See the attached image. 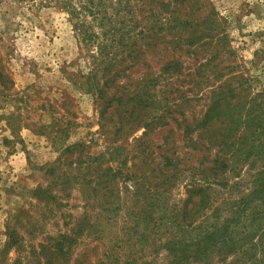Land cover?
I'll return each mask as SVG.
<instances>
[{
	"label": "rangeland",
	"instance_id": "374dc122",
	"mask_svg": "<svg viewBox=\"0 0 264 264\" xmlns=\"http://www.w3.org/2000/svg\"><path fill=\"white\" fill-rule=\"evenodd\" d=\"M149 1L0 0V264H264V0H164L134 64ZM133 95L158 125L125 137Z\"/></svg>",
	"mask_w": 264,
	"mask_h": 264
},
{
	"label": "trees",
	"instance_id": "16d2710c",
	"mask_svg": "<svg viewBox=\"0 0 264 264\" xmlns=\"http://www.w3.org/2000/svg\"><path fill=\"white\" fill-rule=\"evenodd\" d=\"M179 1V0H176ZM172 4V2H164V0H150L148 2V5H150V12H155V9L157 8L158 10H160L161 12L158 15H151L150 17H148L146 20L149 19L148 21V25H144L142 27V29H140L139 31V35L136 41H140V45L138 46L137 49L135 50H130L127 51L128 56H126V58L130 59V61L134 62V64L139 63L140 61H142V56L144 53L141 50V47H148L150 49H155L157 48L160 44L165 43L164 41V37L163 36V29L162 27L165 26L169 19L166 17H161L163 14L169 12L170 14H174V15H179V12H177L178 10H170V5ZM117 6L119 7V9L121 8V10H129L131 7V5L129 4L128 0L123 1V0H117ZM66 10L70 11V14H72L73 16L76 17V19L79 18V16H83V18H86L88 16H91L92 18V22L91 24H89V30L86 32H83V37L87 38L88 41L93 42V39L96 38V34L92 33L93 27H94V23L95 21L98 20L96 26L98 29L102 30L104 29V26L106 25L105 23L109 22V27H111L110 23H113V20H107L104 21L106 18L103 14V11L100 10L99 8H83L81 10V7H79V10L77 8H73L72 5H67ZM170 10V11H169ZM85 12V13H84ZM113 12L115 15L119 14L117 13V8L113 9ZM130 13V12H129ZM133 13V12H132ZM168 13V14H169ZM102 15V17H100ZM151 18H153V21L151 22ZM181 17H175L174 21L176 22V24H179V22H181ZM125 21V20H124ZM126 22H120L118 23L119 25L124 26V28L118 29L120 30L119 33L117 32L116 29H114L112 27V35H111V40H109L110 42H114V41H118L117 43L119 44L120 42H124L127 41L126 35H128L127 33V29H126ZM138 24V23H137ZM159 24L161 26L160 31L154 30V27ZM100 34V32H99ZM101 35L105 36L106 32L104 30L101 31ZM115 36L117 37V39L115 40ZM178 41H180L179 39L176 38V40H172L171 42L174 44L175 42L180 44ZM97 48L100 50V54H108L109 53V48H111V46L109 44H97ZM150 52L153 50H149ZM113 58L109 59V64L107 65V67H105L102 78H104L105 82L109 81V77L112 75L113 73V68L115 66V62H111ZM124 60V59H123ZM106 95L105 94H101V98L104 99ZM112 100V102H114L115 100L119 99L117 97H111L110 98ZM118 102H120V99L118 100ZM152 103L150 104L148 101H144L143 100H138L136 98L135 95H133L131 98L127 97L126 101L124 103H122V106L125 109L124 111H121V113L124 115V117L122 118H118V124H119V128H118V132H120L122 135H124L125 137L128 136L132 131H135L139 128H143L145 131H149L152 126H156L158 125L157 122H154L152 118V121L148 122V118L146 116V114H149L150 111L152 110L151 108ZM116 111H114L115 113ZM112 115V113L109 115H107V117H110ZM150 115V114H149ZM70 148H67V151ZM125 163V162H124ZM59 176V175H58ZM56 179H59L57 177V175L55 176ZM68 180H70V178H67ZM85 182V181H84ZM91 182V181H90ZM61 183V182H60ZM66 183V182H64ZM62 182V185H66ZM69 183V182H68ZM67 183V184H68ZM263 189H264V184L261 187L260 186V190L255 191L252 195L255 194V197L257 195H260L263 193ZM40 191V190H39ZM204 192L205 190L200 189V192ZM200 194L201 197V201L199 202V205H201L202 200L206 197L205 193ZM36 195H39V192H36ZM220 230L219 229H215L212 232H206L203 236V239L200 241L199 244H197L198 248H201L202 246L199 245H203L205 244L206 247H208V245H214L215 241H216V236H219L220 234ZM55 248L58 250V252L60 251V245L56 243ZM55 249V250H56ZM50 257V256H49ZM46 260V264H52V258L50 257ZM188 258V256L186 254L182 255V256H175V258H173L169 264H181L183 262L186 261V259Z\"/></svg>",
	"mask_w": 264,
	"mask_h": 264
}]
</instances>
